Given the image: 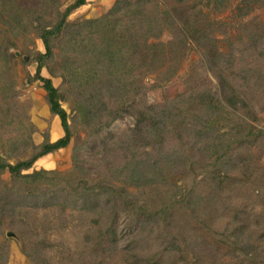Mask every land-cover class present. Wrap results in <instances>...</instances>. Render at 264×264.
<instances>
[{
	"label": "rangeland",
	"instance_id": "1",
	"mask_svg": "<svg viewBox=\"0 0 264 264\" xmlns=\"http://www.w3.org/2000/svg\"><path fill=\"white\" fill-rule=\"evenodd\" d=\"M17 1L24 5L21 0ZM59 1L62 2V7L58 10L60 14L75 2ZM241 1L243 0H228L224 8L212 11V3L206 6L207 0H89L83 8L69 14L67 22L70 25H82L84 21H94L91 25L84 24L81 31H78V39L79 42L84 39L82 43L87 44L88 36L85 34L87 28L92 26L88 29L93 31L91 40L97 55L108 52L105 43L108 37H112L110 39L119 45L126 43L121 32L129 31V26L132 29L134 27L135 31L141 33V47L135 49L138 55L134 58V64L144 63L143 57L150 58L154 51L157 52L152 49L141 50L145 49L142 47L144 39L148 38V44L161 43L166 46L161 55L158 54L160 66L155 65L151 70L144 67L139 69L138 80L144 85L140 92L141 106L163 105L166 101L192 91L195 95L189 102L192 103L191 108L183 116L185 124L193 127L192 118L198 114L202 116L203 111L206 112L209 108L213 112L212 107H215L218 115L212 116V119L217 120L214 125L222 126L227 118V113L223 111L226 105L215 102L207 93L208 90L197 88L205 86L207 81L216 84L208 70L205 58L207 51L224 55L231 52L235 58H240L249 47L246 56L251 61L252 47L255 48V44L261 43L256 50H263L264 0H250V10L247 12L242 11L244 4ZM240 7L242 13H245L242 16H239ZM154 17L161 22L154 23L153 27L147 29L148 19L154 20ZM188 18L197 20L194 25L196 29L213 22L206 31V40L196 44L190 39L191 36H188L189 33L187 34L184 27V21ZM48 19L50 25L59 20L52 15ZM166 19L167 25L163 23ZM76 30L74 26L65 27L55 37L52 41L55 57L46 63L47 66L38 75L39 78L49 79L54 87L63 92L61 107L71 120L77 117V111L71 106L75 108L72 100L78 96L70 93L67 95L65 92L69 91V83L62 82L60 77L48 72V68L53 73H59L60 63L63 62L62 55L67 48H73V43L69 44L68 38ZM16 42L21 45V41ZM24 43L30 51L45 53L42 41L37 36L30 37L29 44ZM10 55L14 59L8 58L6 61L4 57ZM24 57L21 49L10 47L1 56L4 61L0 60V69L12 70L13 75H16L18 100L26 111L28 109V117L36 130L32 134V140L39 143L42 135L49 133L51 128L52 137L56 138L59 129L54 123H60L57 117H51L47 112L45 91L40 80L36 78L35 63L28 65L25 72L20 69L18 61ZM14 62L16 64L13 67ZM243 65L240 63L235 66L241 71ZM261 69H257L255 74L250 73L247 85L244 84L246 87L240 91L245 94V98H252L255 104L252 109L255 120H249L250 127L243 135L250 133L256 136L258 131L262 133L261 139L264 140V78H259L260 75L263 77L264 69L263 74ZM112 72L110 80L121 76L113 68ZM238 83L241 82L237 80L235 84ZM144 88L147 89L145 94L142 92ZM138 96L134 98L138 100ZM244 105L248 106L246 103ZM71 120L69 119L70 125ZM71 131L73 136L66 148L38 158L29 170L22 172L23 175L41 170L51 172L48 177L52 183L31 186L13 181L8 173L0 177V194L8 196L9 199L18 196L20 203L16 207L14 219L10 220L8 213L3 216L0 245H6L7 252L3 264H92L91 257L83 259L80 256L86 247L90 249L94 246L95 240H98L95 247L102 250L101 261L104 264H152L154 257L157 264H177L176 256L164 252L172 237L178 238L188 260L193 259L194 251L185 246V242L188 240L187 233H190L188 229L194 227L197 232L198 223L189 216V211L184 206L173 203L172 197L176 190L172 184L176 183L177 187L182 188V193H186L195 182L204 178L208 169H214L218 163L214 165L203 153L194 152L189 138L185 140L186 167L177 163L173 156L164 159L163 156L170 149V141L165 140L163 131L155 126L144 130L142 125H137L135 116L129 113L93 136L88 135L85 125L78 120ZM92 131L93 129L89 130L90 133ZM222 132H227V128ZM112 136L120 146L111 154L103 150V146ZM24 143L20 144L21 151L26 146ZM257 143L249 147L248 151L247 148L240 151L241 155L248 156L253 165L250 170L251 181L241 189L238 188L239 190L224 192L223 200H220L219 193H215L216 196L214 194L210 199L205 197L200 203V228L221 230L228 236L222 245L214 246L215 264H245L239 253L238 257L230 253L233 249V245L230 247L233 240L231 234L240 233L244 229V222L252 227L248 230L250 239L254 240L264 256L263 234L256 230L261 227L258 215L264 211V146H258ZM119 155L123 162L115 164L114 160L120 159ZM30 156L29 152H19L14 161L26 160ZM10 162L13 163V160ZM124 163L127 172L126 176H121L119 173L123 170ZM232 163L236 165L238 162L233 160ZM242 172L243 168L239 173ZM154 179L161 183L150 187L138 185L139 182ZM95 194H99L96 198L98 204L93 207V199L89 200L87 197ZM25 196L27 198L22 201ZM74 205L78 209H73ZM236 213H241V219L234 218ZM146 218L151 219L150 224L141 226V221ZM111 225L112 232L108 233Z\"/></svg>",
	"mask_w": 264,
	"mask_h": 264
},
{
	"label": "trees",
	"instance_id": "2",
	"mask_svg": "<svg viewBox=\"0 0 264 264\" xmlns=\"http://www.w3.org/2000/svg\"><path fill=\"white\" fill-rule=\"evenodd\" d=\"M21 1L24 5L20 4L17 0H0V60L4 61L1 56L6 54L7 49L13 47L21 49V54L25 55L24 58H20V61H18L22 72H25V68L28 65L35 63L36 78L40 80L42 88L45 91V102L48 106L49 114L51 117L59 119L63 135L56 141L51 142L49 133L45 132L39 143L32 140V134L36 130L28 117V109L26 111L18 100L17 77L13 75L12 70L3 71L0 69V177L8 173L13 181L27 183L31 186L33 184L52 183L53 181L48 177V174H51V172L41 170L26 175H23L22 172L29 170L38 158L66 148L73 136L71 128L75 125L76 120L80 124L85 125L89 136H93L101 131V129L109 127L114 121L123 117V115L132 114L136 118L137 125H142L144 130L155 126L160 131H163L165 140L170 141L168 144L170 149L163 156L164 159L173 156L177 163L184 164L185 166H183L186 167L185 140L189 138L192 141L191 146L192 148L194 147V152L203 153L206 156L205 158L211 160L214 165L218 163L214 167L215 170L213 168L211 170L208 169L204 178L199 180V182H195L192 188L187 189L186 193H182V188L177 187L176 183L172 184L173 189L176 190L172 197L173 203H179L184 206L189 211V216L198 223L197 232L199 231V234L194 227H188L190 233H187L188 240L185 242V246H189L194 251L193 259L188 260L187 255L184 253L185 249L179 245L178 238L172 237L168 241V246L164 249V252L167 254L176 256L179 264H215L216 253L214 246L222 245L226 241V236L221 230L210 229V227H207V229L206 227L204 229L200 228L201 224L198 221L201 213L199 212V208L201 209L202 207L200 203L204 201L205 197H209L210 199L215 193H219L221 195L220 200H223L222 195L224 192L239 190L244 184H248L251 181L250 170L253 165L250 163L248 156L246 154L241 155L240 151L246 148L248 151L249 147L256 144L263 135L258 131L256 133L258 135L256 136L250 133L245 136L243 135V132L250 127L248 125L249 120H255L252 112L255 104L252 98H245V94L240 89L246 87L244 84H246L251 72L256 73L257 69L262 68L261 74H263L264 48L262 51L256 50L262 44L258 43L257 45L255 44V48L252 47L253 56L251 55L250 57L251 61H248L249 59L246 56V53H249V47L240 55V58H235L231 52L224 55L222 53L215 54L207 51L205 58L208 63V70L215 79L216 84L213 85L212 82L207 81L205 86L197 88V90H208L207 93L210 94L215 102H223L226 105L223 111L227 113V118L224 120L222 126L218 124L214 125L217 120L212 119V116H217L218 112L215 107H212L213 112H210L211 108H209L206 112L203 111L204 114L202 116L198 114L192 118L191 124L193 127H189L185 124L183 116L187 115L188 110L191 108L192 103L190 104L189 102L192 101L191 97L195 95V92L183 93L170 101L164 102L163 105L142 107L140 104V92L144 85L138 80L139 69L144 67V69L151 70L155 65L160 66L158 54L161 55L164 50L163 48L166 46L161 45V43L159 45L148 44V38L144 39L142 47L145 49L141 50L152 49L157 52L155 53L154 51L153 56L150 58L143 57L145 59L144 63L136 62L134 64V58L138 55L135 49L140 46L141 33L140 31H135L134 27L132 29L129 26V31L125 30L121 32L122 37L126 38V43L123 42L119 45V43L110 39L112 37H108L105 42L108 52L106 51L97 55L94 52V43L91 40L93 31H90V29L92 26H87L90 29L87 28L85 34L86 37L88 36L87 40L89 44L84 45L82 43L84 39L81 42L78 39V31H81L84 24L85 26L86 24L91 25L94 21L89 22L87 20L82 25H70L67 22L68 15L80 6H83L86 0H75L61 14L58 13V10L62 7V2L59 0ZM227 1L207 0L206 6L208 7L212 3V11H219V8L225 7ZM241 2L244 4L242 11H249L250 0H243ZM238 10L241 11V7ZM242 11L239 12V16L245 14ZM50 15L54 19L57 16L58 22L56 20L53 25H50L48 19ZM149 19L147 21V29L153 27L154 23L161 22L159 18L154 17V20L152 18ZM196 21L195 19L188 18L184 21V27L187 30V34L189 33L188 36H191L190 39L199 44L208 38L206 31L210 29L213 22L207 23L200 29H196L197 27L195 28L194 26ZM163 23L167 25V19ZM71 26L77 29V32H73L68 38V43L72 42L73 48H67V51L62 55L63 62L60 63L59 73H53L50 68H48V72L56 77H60L62 82L69 83L67 85L69 91L65 92L67 95L70 93L71 95L78 96V98L73 97L72 100L75 108L72 106L71 108L77 111V117H73L72 120L61 107V101L64 100L63 92L54 87L49 79L38 77L39 72L47 66L46 63L55 57L52 51V41L61 33L63 28H70ZM36 36L42 41L45 50L44 54L35 52L34 50V52L30 51L25 46L24 42H28L29 44L30 37ZM18 40L21 41L22 46L18 45L16 42ZM157 47H159L158 50L156 49ZM8 58L14 59L12 55L4 57L6 61ZM240 63L244 64L241 67V71L235 66ZM15 64L16 62L12 66L14 67ZM112 68L114 71H119L121 75L116 77L118 79L114 80L113 78V81L110 80L113 75ZM25 76H27V73H25ZM259 78L263 80L264 74L263 77L260 75ZM237 80L241 83L235 84ZM146 90L144 88L143 94H145ZM137 96L139 97L138 100L134 98ZM245 103L248 106L245 107ZM211 113L213 114L211 115ZM202 118L204 120H201ZM69 119L72 122L71 125L69 124ZM224 128H227V132H222ZM88 129H93V131L90 133ZM234 131L236 133L235 136V133L233 134ZM160 140H162L161 137ZM115 141V137H109L103 146V150L109 151L112 154L119 145ZM263 141V139L258 141L260 142L257 143L258 146H264ZM23 142H25L26 146L21 151L20 144ZM163 144L166 145V143ZM195 146L197 147L195 148ZM19 152H29L31 156L26 160L14 161ZM119 158L114 160L115 164L123 162L121 161V156ZM125 158L124 160H126ZM10 160H13V163ZM233 160L238 163L233 165ZM122 166L123 170L119 174L126 176L125 163ZM242 168L243 172L239 173ZM156 183L160 184L161 182L158 179H154V181L139 182L138 185L150 187ZM97 197H99V194L87 197L89 200L93 199V207H96L98 204ZM25 198L27 196L22 198V201ZM19 204L18 196L9 199L8 196L0 194V227L3 225L4 214L8 213L10 220L15 218L14 214ZM21 206H23L22 202ZM76 208L77 206L74 205L73 209ZM134 214L136 213L134 212ZM234 216L235 219H241V213L240 215L236 213ZM258 217L261 227L256 228V230H259V233L263 234L262 238H264V211ZM150 220V218L142 220L141 226L149 225ZM111 228L112 225L108 228V233L112 232ZM243 228L240 233L231 234L233 240L230 247L233 245V249L231 248V251L229 248L230 253L236 257H238L239 253L245 264H264L263 251L258 250L256 243L250 239V234L248 233V230L252 227L244 222ZM203 236L208 237V239H205ZM97 241L95 240L92 248L87 249L86 247L80 257H83V259L91 257L90 261L92 264H104L101 261L103 256L101 255V248L95 247L98 243ZM204 247H208L209 249ZM211 249H214V251H211ZM6 258V245H0V264H3ZM151 263L157 264L155 257Z\"/></svg>",
	"mask_w": 264,
	"mask_h": 264
},
{
	"label": "crops",
	"instance_id": "3",
	"mask_svg": "<svg viewBox=\"0 0 264 264\" xmlns=\"http://www.w3.org/2000/svg\"><path fill=\"white\" fill-rule=\"evenodd\" d=\"M89 0H86V2H88ZM103 1H108V0H103ZM85 6V4L83 5V6H80L79 8H83ZM79 8H77V9H79ZM47 112L49 113V111L47 110ZM54 118H56V117H54ZM59 120V119H58ZM54 124H56V126L58 127V129H59V131H58V134H57V137L56 138H53L52 137V128L50 129V131H49V139H50V141L51 142H54V141H56L58 138H60L62 135H63V131H62V129H61V127H60V124H58V123H54Z\"/></svg>",
	"mask_w": 264,
	"mask_h": 264
}]
</instances>
